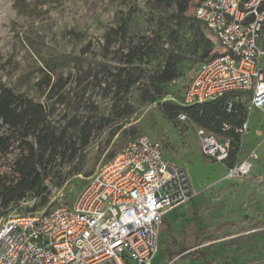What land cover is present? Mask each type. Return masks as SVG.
Segmentation results:
<instances>
[{
	"label": "rangeland",
	"instance_id": "374dc122",
	"mask_svg": "<svg viewBox=\"0 0 264 264\" xmlns=\"http://www.w3.org/2000/svg\"><path fill=\"white\" fill-rule=\"evenodd\" d=\"M198 2L193 0L186 19H181L173 17L174 5L161 9L151 0H0V75L7 85L45 100L37 83L46 64L62 54L87 58L82 63L68 62L53 73V80L73 75L67 88L75 86L77 77L87 80L91 74H98L104 86V80L112 78L110 72L120 68L142 73L120 105H128L133 113L111 143L107 139L116 127L105 124L99 129L96 125L84 159L65 164L64 171H68L77 163L80 173L68 176L61 184L48 180L46 204L41 203L42 195L32 194L2 220L32 211H50L61 203L72 202L100 164L111 159L126 142L148 135L161 142L167 160L187 170L194 191L188 206H178L165 214L151 264L173 260L172 264H206L190 252L198 247L197 240L199 246L206 245L214 264H264V106L249 112L239 161L249 159L251 154L258 158L252 160L249 173L229 178L223 162L202 153V129L195 130L187 121L165 118L157 103L144 97L147 81L172 58L178 61L180 75L163 84L167 94L161 100L185 106L188 88L202 63L223 51L216 36L195 18ZM130 13L135 34L146 36L154 44V51L133 67L124 63L127 43L119 41L108 46L106 42L110 28ZM172 29L177 32L170 34ZM103 86L79 90L82 109L95 112L97 120L110 116L119 122L113 107L115 95ZM59 117L56 120H61ZM14 156L9 155V159ZM182 243H186L187 251H179Z\"/></svg>",
	"mask_w": 264,
	"mask_h": 264
},
{
	"label": "built area",
	"instance_id": "2783aa9c",
	"mask_svg": "<svg viewBox=\"0 0 264 264\" xmlns=\"http://www.w3.org/2000/svg\"><path fill=\"white\" fill-rule=\"evenodd\" d=\"M194 16L223 51L202 63L186 105L229 96L230 109L236 94L249 112L263 107L264 0H199ZM178 119L187 117L181 112ZM200 134L202 152L223 162L230 139ZM257 158L227 168L228 177L249 173ZM193 197L187 170L164 157L161 142L142 135L100 164L72 202L0 220V264H151L165 214Z\"/></svg>",
	"mask_w": 264,
	"mask_h": 264
},
{
	"label": "trees",
	"instance_id": "16d2710c",
	"mask_svg": "<svg viewBox=\"0 0 264 264\" xmlns=\"http://www.w3.org/2000/svg\"><path fill=\"white\" fill-rule=\"evenodd\" d=\"M151 1L161 9L174 5L173 17L181 19H186L193 3V0ZM131 21V13L123 16L122 21L110 28L106 34L108 46L119 41L127 43V51L124 54L127 67H133L137 62L142 63L154 51V44L149 38L135 34ZM176 32L172 29L170 34ZM202 35L205 36L203 33ZM86 60L82 55L62 54L56 55L48 62L44 75L37 83L46 95L45 100L35 97L27 90L7 85L0 75V220L32 194L42 195L41 203L46 204L48 197L44 193L48 180L61 184L68 176L80 173L81 168L77 163L68 171H64V167L65 164L84 159L96 125L99 129L105 124L116 127L107 139L110 144L116 132L129 121L132 109L128 105H120L131 87L139 82L142 73L136 74L130 68H120L116 72H110L112 78L104 80V86L98 74H91L92 77L87 80L77 77L75 86L69 88L66 86L72 80L71 73L53 80V73L59 67L71 61L82 63ZM179 75L178 61L168 58L163 68L151 81H147L149 87L145 99L150 103L156 102L165 118L178 119L179 114L183 112L187 117L186 121L195 130L202 129L219 140L230 139L228 157L223 163L227 168L232 167L239 161L242 146L240 128L249 116L246 101L236 99L237 95L231 94L233 105L228 109L229 96L185 106L171 100H161L167 94L163 84ZM102 86L108 87L115 95L113 107L119 122H114L110 116H102L97 120L95 112H84L82 109L83 95L79 90L85 92L91 87L96 90ZM57 115L61 120H56ZM13 153L14 158L9 159V155ZM195 242L198 247L190 252L206 264H214L210 253L205 250L206 245L199 246V240ZM185 244H181L180 252L187 251ZM172 254L169 250V255Z\"/></svg>",
	"mask_w": 264,
	"mask_h": 264
},
{
	"label": "crops",
	"instance_id": "0c3cea01",
	"mask_svg": "<svg viewBox=\"0 0 264 264\" xmlns=\"http://www.w3.org/2000/svg\"><path fill=\"white\" fill-rule=\"evenodd\" d=\"M192 201H190L188 204H190ZM188 204L186 206H188Z\"/></svg>",
	"mask_w": 264,
	"mask_h": 264
}]
</instances>
